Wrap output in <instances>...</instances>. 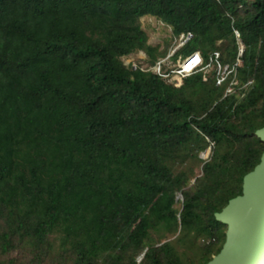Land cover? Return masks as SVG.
Instances as JSON below:
<instances>
[{
    "label": "trees",
    "instance_id": "1",
    "mask_svg": "<svg viewBox=\"0 0 264 264\" xmlns=\"http://www.w3.org/2000/svg\"><path fill=\"white\" fill-rule=\"evenodd\" d=\"M146 15L190 35L166 73L202 57L181 86L123 61L167 56ZM263 127L264 0H0V264H206Z\"/></svg>",
    "mask_w": 264,
    "mask_h": 264
},
{
    "label": "water",
    "instance_id": "2",
    "mask_svg": "<svg viewBox=\"0 0 264 264\" xmlns=\"http://www.w3.org/2000/svg\"><path fill=\"white\" fill-rule=\"evenodd\" d=\"M256 135L264 142V127ZM227 226L219 253L206 264H264V152L244 178L243 192L216 214Z\"/></svg>",
    "mask_w": 264,
    "mask_h": 264
},
{
    "label": "rangeland",
    "instance_id": "3",
    "mask_svg": "<svg viewBox=\"0 0 264 264\" xmlns=\"http://www.w3.org/2000/svg\"><path fill=\"white\" fill-rule=\"evenodd\" d=\"M140 23L142 25V28L148 34L149 44L153 46H160L161 50H166L167 43L171 42V45L169 46L170 49L167 48L168 49L167 56L165 58L160 57L158 61L159 62H161L162 60L164 62L167 61L171 66H174L175 64L172 63L170 57L172 58V55L184 44V42L188 40V37L186 36L182 38V35H181L179 39L175 40V38H173L171 27L151 15H146L140 18ZM221 49H222V43L220 42L218 43L217 50L220 52ZM123 61L127 66L139 67V68H143L146 70H149L151 68L153 71L156 68L155 66L151 65V62L149 61L147 54L144 51L133 52L130 55L123 57ZM242 62H240L239 65H242L243 64ZM212 70H213V66L211 65L208 67L207 66L204 67V69L202 70L204 79L210 76L209 73H211ZM162 71L163 73H166V70L162 69ZM210 155H211V149L208 148L206 151H204L201 154V157L204 159H207ZM195 173L197 174V176L200 175L202 173V166L201 167L196 166ZM194 181L195 179L193 178L191 182H194ZM177 200H178V203L176 206L180 208L181 202L183 200V197L181 194L177 195ZM169 239H172V237ZM163 241H166V239Z\"/></svg>",
    "mask_w": 264,
    "mask_h": 264
},
{
    "label": "built area",
    "instance_id": "4",
    "mask_svg": "<svg viewBox=\"0 0 264 264\" xmlns=\"http://www.w3.org/2000/svg\"><path fill=\"white\" fill-rule=\"evenodd\" d=\"M186 37L184 34L182 35V38ZM188 38L190 37V35L187 36ZM243 53V46L240 49V55ZM219 57V51L216 50L214 56L211 58L217 60ZM202 57L198 52H195L191 55H189L181 64V66L179 68H176L175 70H172L171 73H163L162 71V64L164 63V61L162 60L161 62H158L157 65H155V70L153 71L151 68L149 70H152L154 73L159 74L160 76L167 78L170 80V83L174 86H181L184 82V79L191 75L193 72H195L196 70H198V68L202 65ZM242 62V60L239 58L237 65H239V63ZM243 63V62H242ZM209 66V64L207 65V67ZM142 70L143 68H140ZM235 68H233L232 70H229L228 66H222L219 62L217 65V84L220 85L222 83H224L227 79L228 74H230L232 71H234ZM206 79V78H205ZM238 80H234L233 84H238ZM232 90L231 87H229L227 89V93L230 92Z\"/></svg>",
    "mask_w": 264,
    "mask_h": 264
}]
</instances>
